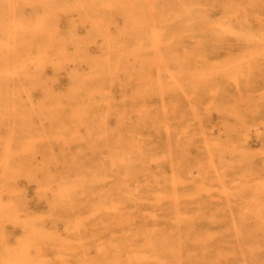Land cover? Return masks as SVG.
I'll list each match as a JSON object with an SVG mask.
<instances>
[{"label":"rangeland","instance_id":"374dc122","mask_svg":"<svg viewBox=\"0 0 264 264\" xmlns=\"http://www.w3.org/2000/svg\"><path fill=\"white\" fill-rule=\"evenodd\" d=\"M136 1L0 0V264H139L151 230L148 108L165 128L197 126L194 147L183 140L180 185H166L178 198L160 200L156 226L179 233L182 263L264 264V54L244 55L233 69L235 113L212 110L215 91L185 94L189 82L163 83L146 99L144 85L129 80ZM47 38L63 53L44 62ZM232 45V58L248 50ZM74 112L87 117L75 122Z\"/></svg>","mask_w":264,"mask_h":264},{"label":"bare ground","instance_id":"6f19581e","mask_svg":"<svg viewBox=\"0 0 264 264\" xmlns=\"http://www.w3.org/2000/svg\"><path fill=\"white\" fill-rule=\"evenodd\" d=\"M130 3L132 4V2ZM137 3L140 5L139 7L136 5L133 16H131L132 55L129 80L144 85L146 99L153 95H160L162 93L160 85L163 83L189 82L192 85L186 90L187 92L184 91L185 94L189 93L193 97L199 98L201 93L215 91L218 93V99L214 101L212 110H217L221 114L237 112L238 109L230 105L234 90L233 69H237L245 61L241 60L244 55L249 56L247 57L249 59L264 54V4H262V0H137ZM101 6L102 13H106L108 11L106 5ZM106 29L105 26L100 32L104 44L109 42L111 35ZM65 34L72 38L77 36L76 29L73 26L70 28V25ZM66 38L60 37V40L56 42L61 43ZM52 41L51 38L46 39L45 43L48 45L44 49L45 52L38 56L40 61L48 62L54 58L55 54L63 53L62 50H55ZM237 41L244 42L248 50L246 53L232 58L230 56L233 50L232 42L236 43ZM83 47V43L78 44L79 49H83ZM3 53L5 57L8 56L9 49L4 50ZM83 55L84 60L89 59L86 52ZM13 65L21 68L29 67L23 66L21 61L15 62ZM105 65L106 62H103L99 66L103 68ZM248 68L251 70L250 67ZM243 70H245V76L250 75L246 67H243ZM199 82L206 83V86L196 85ZM244 82H250L248 76ZM173 90L175 91L173 94H177L179 91L176 85H173ZM101 91H105V89L101 87ZM80 93L82 100L92 99L91 95L84 94L88 93L87 91L80 90ZM194 108L191 106L192 113L196 111ZM147 111L150 114L149 130L153 133L154 138V141H150L149 134L143 147V162L146 167L148 192L151 198L148 214L151 230L147 232L145 249L138 263L183 264V245L179 233L177 231L176 234L172 231L159 232L156 226L164 220L160 200L163 197H177L174 191H167L166 185L170 184L173 187L180 185L182 164L184 163L182 158L183 140L186 136L191 137L194 140L192 143L194 147L195 139L198 136L197 126L187 124L181 128L180 125L165 128L163 119L158 113L159 109L153 111L148 108ZM179 114L182 113L179 112ZM74 116L76 122V118L85 117L86 114L74 112ZM93 129L99 131L95 128V124ZM255 132L256 130H254ZM259 132L258 130L256 133ZM168 161H170L169 172L165 165ZM180 222V214H175L170 219L171 226L177 229ZM161 235L164 239L159 238Z\"/></svg>","mask_w":264,"mask_h":264}]
</instances>
